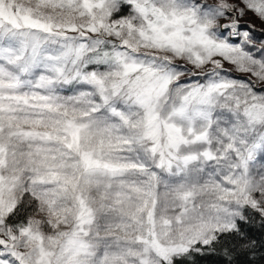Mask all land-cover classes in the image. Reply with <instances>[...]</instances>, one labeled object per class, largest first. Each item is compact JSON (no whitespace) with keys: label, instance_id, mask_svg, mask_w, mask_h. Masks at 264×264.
Instances as JSON below:
<instances>
[{"label":"snow or ice","instance_id":"snow-or-ice-1","mask_svg":"<svg viewBox=\"0 0 264 264\" xmlns=\"http://www.w3.org/2000/svg\"><path fill=\"white\" fill-rule=\"evenodd\" d=\"M249 13L264 0H0V264H264Z\"/></svg>","mask_w":264,"mask_h":264},{"label":"rangeland","instance_id":"rangeland-1","mask_svg":"<svg viewBox=\"0 0 264 264\" xmlns=\"http://www.w3.org/2000/svg\"><path fill=\"white\" fill-rule=\"evenodd\" d=\"M249 15H251V14L249 13L248 16H246L245 18H248V17L251 18L252 15L251 16H249ZM245 18H244V20H246ZM251 23H254L255 26L258 27V28L264 29V24H262L261 22H258L255 18H251Z\"/></svg>","mask_w":264,"mask_h":264},{"label":"trees","instance_id":"trees-1","mask_svg":"<svg viewBox=\"0 0 264 264\" xmlns=\"http://www.w3.org/2000/svg\"><path fill=\"white\" fill-rule=\"evenodd\" d=\"M251 14V13H250ZM249 16H251V15H249ZM251 18H254V17H252L251 16ZM251 18L250 17H248V18H245L246 20L245 21H250L251 22ZM258 22H260L259 20H257ZM243 22V21H242ZM252 24H254V23H252ZM255 25V24H254ZM255 29H256V31L259 33V32H261V31H264V29H261V28H258V27H256L255 26ZM257 46H259V44L257 45Z\"/></svg>","mask_w":264,"mask_h":264}]
</instances>
